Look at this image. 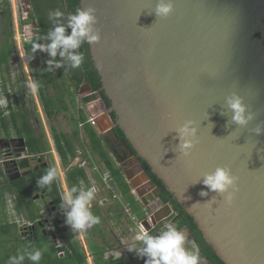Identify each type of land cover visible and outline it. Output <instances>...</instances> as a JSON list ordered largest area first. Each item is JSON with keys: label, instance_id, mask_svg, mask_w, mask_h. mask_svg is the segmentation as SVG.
I'll list each match as a JSON object with an SVG mask.
<instances>
[{"label": "water", "instance_id": "obj_1", "mask_svg": "<svg viewBox=\"0 0 264 264\" xmlns=\"http://www.w3.org/2000/svg\"><path fill=\"white\" fill-rule=\"evenodd\" d=\"M156 3L83 0V6L97 9L101 39L88 46L118 117L114 122L107 110L95 114L99 134L109 146L110 140L119 141L114 127H120L136 154L121 143L139 163L141 158L148 163L225 264H264V132L252 131L264 121V0H173L174 10L164 19L156 16ZM233 93L255 113L246 127L231 122L226 97ZM189 119L198 127V143L185 157L173 130ZM3 142L15 147L11 161L17 173L9 170L10 180L20 178L32 159L42 161L29 154L24 137L0 139V148ZM217 166L238 177L231 205L214 191L199 195L207 188L196 181ZM144 175L145 189L153 193L137 190L157 226L177 212L163 200L164 189ZM213 197L212 205L206 204ZM153 199L160 208L149 205ZM181 230L192 235L202 255L199 239L187 226Z\"/></svg>", "mask_w": 264, "mask_h": 264}, {"label": "trees", "instance_id": "obj_2", "mask_svg": "<svg viewBox=\"0 0 264 264\" xmlns=\"http://www.w3.org/2000/svg\"><path fill=\"white\" fill-rule=\"evenodd\" d=\"M31 4V19L33 23L40 26L41 31L39 35L45 34L49 27L50 21L48 20V14L56 9H60L65 14L73 12L77 6H79L80 0H25ZM0 13L3 15L8 22H12V7L9 0H2L0 3ZM66 23V21H63ZM70 28L66 29V33H70ZM7 40L12 35L8 29ZM38 35V36H39ZM34 41V40H33ZM32 42L26 45V54L28 57V64L33 75L34 81L39 85L38 95L43 105L46 117L55 122L61 112L74 110L75 118V129L71 132L59 131L56 127L52 126L51 132L55 143L56 151L60 156L63 167L66 170V182L69 188L73 185L79 186L81 182L84 186H91V180L89 178L86 168L79 165H73L72 162L78 155V150L83 148V159L88 158L90 160H96L102 162L111 171L116 184L124 194L125 198L131 199L129 195L130 186L124 179L122 171L115 164L112 156L108 152L106 145L100 134L89 124L85 125L84 132L86 137L82 138L81 130L79 128V120L86 121L87 115L84 113V109H79L78 104L76 105L78 94L82 88V85L87 83L92 88V91L99 90L102 83L100 76L94 67L91 59L89 46L87 43L82 44L79 49L85 56L84 63L79 69H68L60 68L59 75L55 71H47V65L45 61L48 60L45 52L37 51L34 54L31 51ZM41 40L40 43H43ZM47 43V41H46ZM13 43L6 42V48L0 50V69L3 65L8 66L11 60V56L15 53ZM20 58H18L19 61ZM60 59L59 55L56 57ZM18 77L21 87V79H24V72L22 69L18 71ZM18 84V82H17ZM15 85V84H14ZM13 85V86H14ZM4 91L8 93L6 83L3 82ZM101 94L104 91H100ZM96 94L89 95L83 98L84 103L94 100ZM36 117L35 110L28 109L25 104L18 102L17 105L13 106V103L8 104L7 108L0 107V132L6 136V139L12 137V130L17 136L24 137L28 152L31 155L41 156L44 164L38 166L35 170L23 174L20 178L11 181L4 171L3 163L0 162V205L5 200V195L15 197V208L19 215L23 216L27 221L31 223H37L42 218L41 209L38 206L37 201L34 199L36 194H46L49 196L57 205L61 216L64 219V209L59 207L61 189L58 182V178L53 182L49 188H38L37 179L43 175L49 167H52L45 161V155L51 150V144H49L44 132L34 126L31 119L32 116ZM120 129V128H119ZM41 131V132H40ZM119 134L124 137L123 131L120 129ZM1 138V137H0ZM86 138H88V143ZM1 149V148H0ZM90 152V155H89ZM91 156V157H90ZM144 168L154 181L157 186H161L164 189L162 198L165 202H171L177 212V215L172 217L171 222L175 223L178 228L188 226L193 234L199 239L203 254L208 257L215 264H225L215 253L212 246L208 244L202 236L197 224L193 218L184 210L181 204L176 200L173 194L166 189L163 182L154 174L148 163L142 159ZM92 164V163H91ZM99 179L98 173H96ZM6 192V193H5ZM11 198V197H10ZM6 201V200H5ZM5 208V205H4ZM4 210V209H3ZM94 215L100 217V223L102 220L101 210L96 206L91 209ZM93 226V229L97 230L102 237L101 224ZM18 223L7 222L6 224H0V242L2 238L12 234V229H15L17 233ZM63 233L60 238L64 244V254H60L57 250L54 239L38 231L37 239H24L21 241L23 250H32L33 248L40 247L43 253L42 259L39 264H88V256L81 242L77 239L74 233L70 230ZM163 224L156 226L153 231L156 233ZM88 238V249L93 257L95 264H127L124 257L110 258L106 256L108 248L106 247L107 241L103 236L102 244L95 240H92L91 234L86 233ZM24 264H32L31 261L27 260Z\"/></svg>", "mask_w": 264, "mask_h": 264}, {"label": "clouds", "instance_id": "obj_3", "mask_svg": "<svg viewBox=\"0 0 264 264\" xmlns=\"http://www.w3.org/2000/svg\"><path fill=\"white\" fill-rule=\"evenodd\" d=\"M173 10V0H157L154 12L157 17L164 19ZM96 12L97 9L92 5L83 6V0L73 12L65 14L60 9L50 12L48 31L35 37L32 43L33 58L37 51L47 52L51 57L45 61L49 72L59 68L79 69L85 60L84 54L79 50L82 44L91 45L98 43L101 39ZM67 28H70V33H66ZM41 40L47 43H40ZM58 55L59 60L56 59ZM27 87L35 93L39 85L36 82H29ZM226 103L228 109L231 110L232 123L246 127L255 118V113L249 110L248 105L238 94L233 93L226 97ZM7 107L8 103L3 106V108ZM173 131L179 140L176 144L179 153L185 157L189 156L198 143L196 122L192 119L186 120ZM252 131L257 135L264 132V121L257 123ZM57 175L58 169L49 167L37 179V187L50 189ZM237 180L238 177L229 167L217 166L213 171L203 173L196 182L202 183L207 188V190H200V196L206 197L209 191H214L223 196L226 204L231 205L238 191ZM96 193L95 185L84 186L81 182L79 186H71L60 196L59 207L64 209V223L72 232L84 231L100 223V217L94 215L91 210V202L95 199ZM213 202L214 197L206 204L211 206ZM127 249L135 252L139 257H146L145 264H204L199 250L195 247H187V236L173 222H167L155 234H150L144 228H138L133 244ZM42 256L43 253L38 248L25 249L23 252L10 256L7 264H23L25 259L31 261L32 264H39Z\"/></svg>", "mask_w": 264, "mask_h": 264}, {"label": "rangeland", "instance_id": "obj_4", "mask_svg": "<svg viewBox=\"0 0 264 264\" xmlns=\"http://www.w3.org/2000/svg\"><path fill=\"white\" fill-rule=\"evenodd\" d=\"M9 1L11 2L13 20L12 22H8L7 19L0 13V50H3L4 48H6V42L8 41L13 43L14 46H16V48H15V53L13 56H11V60L8 64L9 69H8V66H5V65H3L2 68L0 69V107L5 106L6 103L8 104L13 103V106L14 105L16 106L17 100H18V102L25 104V106L28 109L32 111L35 110L36 117H34L33 115L31 121L36 128H38L39 130L42 129V131L46 135V138L49 144H51L50 145L51 150L46 153L45 161L48 164H50L52 167H56L58 169V175H57L58 179L57 180L60 185L59 187L61 189V194H63L65 190L69 189V186L66 182V170L62 165L58 152L56 151L51 128L52 126H54L59 131H65V132L71 133L75 129V123H74L75 113L73 109H71L70 111L61 112L55 122L50 121L46 117V114L43 109V105L38 95V92L33 93L27 87L29 82H35V81L31 73L29 64H28L27 54L21 53L17 46V39H16L17 38V21H18L19 16H18L17 9L14 6L15 1L13 0H9ZM25 2H28V1H25ZM6 29H8V31H10L12 35V37L9 40H7L6 38L7 37ZM45 54L48 59H51V57H49L47 52H45ZM18 58H20L19 61H18ZM20 69L23 70L24 76H25L24 79H21V87L18 86L20 85V82H19L20 79L18 77V71H20ZM54 71L57 75H59L60 68ZM3 82L6 83V88L8 89L7 91L8 93L4 91L5 87L2 86ZM90 94L91 93L88 90L84 89L83 94L79 93L78 95L79 102L81 103V100H82L80 95H84L86 97ZM76 105H77V102H76ZM0 137H1L0 139H6V136L3 133V131L0 132ZM12 137H17V135L15 134L13 130H12ZM82 149L83 148H80L78 152L83 151ZM2 151L3 150L0 149V162L1 163H3L4 161V155ZM75 162L76 160L74 159V161L72 162L74 166L77 165ZM100 165L103 166L102 169L105 168L104 163L100 162ZM84 166L86 167V169H88L90 165L89 163H87ZM104 192L105 191L101 190L96 194L95 199L91 202V209H93L95 206L100 209V206H98L99 200L105 201L108 199L107 195L109 196V194H105ZM14 198L15 197L8 196L6 194L5 195L6 201L3 200V202H1V205H0V224H6L7 222H17L18 223L17 233H15V229L13 228L12 234H9L3 237L2 241L0 242V264H7L8 258L10 256L16 255L18 252L24 251L23 245L21 243V241L24 239V236L20 234L19 228L22 227L23 224L25 223L28 225L31 224V222L27 221L25 218H23V216L19 215V213L17 212L15 208ZM111 200L113 199L111 198ZM128 201L133 202V204H135L136 208L134 212L138 216H142L143 213H141L140 211L141 209L142 211L144 210L143 203L136 201L134 198L128 199ZM37 203L41 209V212H43V215L45 217H48V214L45 210L44 200L39 199ZM4 205H5V208H4ZM125 218L127 217L125 216ZM131 223H128V225H125L124 221L122 220V223L117 224L116 219H111L108 216V214L106 216L102 214V220L100 223L102 227L101 228L102 237L100 236L99 232L96 229L95 230L93 229V226L87 228L84 231L73 232L74 235L77 237V239L81 242L82 246L84 247L86 251V254L88 256L87 258L88 264H95L93 257L88 249V238L86 236V233H89V232L91 234L90 238L92 240L97 241L100 244H102L103 236L106 238V241H107L106 247L108 248L106 256L113 258V259L125 256V261L128 264H139V262H136V263L132 262V260H130V258L127 257L125 253L127 252L128 254L132 255V252L129 251L127 247L133 244L134 236L133 234L125 230V228L129 230L131 226H133V224ZM123 234L124 236H122ZM55 244H56V247L64 246L62 239L59 237L55 238ZM37 248L40 249V247L38 246ZM60 254H64V252L61 251ZM145 259H146L145 257L142 258V262L140 264H145ZM25 261L23 262V264L25 263Z\"/></svg>", "mask_w": 264, "mask_h": 264}, {"label": "flooded vegetation", "instance_id": "obj_5", "mask_svg": "<svg viewBox=\"0 0 264 264\" xmlns=\"http://www.w3.org/2000/svg\"><path fill=\"white\" fill-rule=\"evenodd\" d=\"M101 90L102 89L100 87L99 90L91 92V95L96 94L95 99L92 101L97 102V111H103L104 112L107 110V112L111 114L112 118H114V122L115 121L117 122L118 117L116 116L115 112L111 110L112 103L105 96L104 93L103 94L100 93ZM119 128L120 127L117 125H115V127H114V130H115L117 136L119 137V141L110 140L109 146L104 143L106 145L108 152L112 156L117 167H119L121 169V171H123V173L126 175L127 178L130 176V173L133 172L134 169H136V168H137V170H140L141 172L145 173L146 169L144 168L142 160H141V163H139L136 158L132 157L129 149H126V147L121 143L123 140H125L128 143V145L130 146V148L135 152L134 148L132 147V145L129 142V140L127 139V137L125 135H124V137L120 136V134H119L120 129ZM8 139H10V138H8ZM3 144H5V142H3ZM1 149L3 150L2 152L4 155L3 167H4V171L6 172L7 177L9 178V174H8L9 170L11 171L10 174H13L15 176L17 173V171L15 170L16 167H15V164H13L11 161V160L15 159V156H14L15 147L14 146H7L5 144V146ZM135 154H136V152H135ZM42 164H44L43 161L38 162V160L32 159L30 161V166L27 169L22 170L21 173H22V175L26 174V173L30 172L31 170H35L38 166H40ZM134 167H136V168H134ZM151 180H152V178H151ZM11 181H13V180H11ZM129 181H130V179H129ZM39 199L44 200L45 210L48 214V217H45L43 215V212H41L42 218L40 220H38L36 224L31 223L30 227H28L27 229L21 230L19 228L20 234L23 235L27 239H37L39 236V234H38V231H39V232L43 233L45 236L50 235L54 239V242H55L56 237L60 238V236L63 233L68 232V227L64 223V219L61 216V213H60L57 205H55L54 201L49 196H47L46 194H40L39 198H37L36 201H38Z\"/></svg>", "mask_w": 264, "mask_h": 264}, {"label": "built area", "instance_id": "obj_6", "mask_svg": "<svg viewBox=\"0 0 264 264\" xmlns=\"http://www.w3.org/2000/svg\"><path fill=\"white\" fill-rule=\"evenodd\" d=\"M13 1H15L14 6L17 9L19 16L17 21V38H16L17 46L21 53L26 54V45L32 42L34 38L40 34L41 28L39 25L33 23L31 19L32 7L29 2H25L24 0H13ZM1 2L2 0H0V3ZM77 102H78V108L84 110H87V108L93 103L92 101L87 103L81 101L82 103H80L79 100H77ZM95 120H96L95 114H90L86 121L79 120L78 125L80 130H83L86 124L91 125L93 128L97 130ZM83 154H84L83 151L78 152V155L75 158L76 160L75 163L84 168H86L84 165L89 163V165L92 166V169H94L98 173L101 184L95 185V187L97 188V193L103 190L109 194L110 199L112 198L113 200L120 203L125 216L133 224V226H131V228L129 229V232L133 234V236H135L138 228H144L150 234H155L153 229L156 226H154L152 222L153 212H151L147 207H144L143 215L138 216L134 212L133 202H130L125 198L124 194L116 184L111 171L106 166L104 169H102L103 167H101V165L98 164L97 161L90 160L88 158L83 159L82 158ZM129 195L131 198H134L136 201L141 200L137 188L133 186L130 187ZM146 222H148V224L151 226L150 228L146 226L145 224Z\"/></svg>", "mask_w": 264, "mask_h": 264}, {"label": "crops", "instance_id": "obj_7", "mask_svg": "<svg viewBox=\"0 0 264 264\" xmlns=\"http://www.w3.org/2000/svg\"><path fill=\"white\" fill-rule=\"evenodd\" d=\"M43 43H46V41L44 40V41H42ZM84 89L85 90H88L90 93L92 92V91H90V89H89V86H88V84L86 83H84L83 85H82V88H81V90H80V94H83V92H84ZM79 95V94H78ZM91 95V94H90ZM89 96V95H88ZM80 97H81V101H83V98L85 97L84 95H80ZM79 97V98H80ZM87 97V96H86ZM77 100H78V98H77ZM84 102V101H83ZM93 102V101H92ZM82 103V102H81ZM77 104H78V102H77ZM103 111H97V102H93L88 108H87V110H84V113L87 115V117L90 115V114H98V113H102ZM102 123L104 124V125H108L109 124V121H108V119H106V118H103V120H102ZM85 128V127H84ZM95 129V128H94ZM96 130V129H95ZM97 132H98V134H99V130H98V128H97V130H96ZM81 136H82V138H85L86 137V133L84 132V129L83 130H81ZM86 140L88 141V138H86ZM90 153V152H89ZM96 161V160H95ZM97 163L98 164H100V162H98L97 161ZM102 163V162H101ZM105 165V164H104ZM106 166V165H105ZM92 166H89V168L88 169H86L87 170V172H88V175H89V178H90V180H91V186L92 185H100L101 184V182H100V179H98L97 178V176H96V171L94 170V169H92L91 168ZM101 167H103V166H101ZM135 168V167H134ZM122 174H123V176H124V179L126 180V182L129 184V186L131 187V186H133V185H135V187L138 189V190H140V192H144V195L146 196V195H152V193H153V188H150L149 190H147V189H144V188H146L145 186H147L148 184H149V182H148V180H147V178H146V176L144 175V173L143 172H141L140 170H136V169H134V171L133 172H131L130 173V176H129V179H130V181H129V179L126 177V175L123 173V171H122ZM134 187V186H133ZM105 194H108L107 192H104ZM103 194V193H102ZM107 197H108V199L107 200H103V201H101V200H99V204H98V206H100V209L102 210L101 211V216H102V214L104 215V216H106L107 214H108V216L111 218V219H116V221H117V224L118 223H122V220L124 221V224L125 225H128V223H131L130 222V220L128 219L127 220V218H125V214H124V212H123V209H122V207H121V205H120V203L119 202H117V201H115V200H111L110 199V197L107 195ZM141 198V197H140ZM148 200H150V199H148ZM140 203L142 202V199L139 201ZM143 203V202H142ZM149 205L151 206V207H153V208H155V207H157V208H160V204H158V200L156 199H153V200H151L150 202H149ZM144 207H147L151 212H153L152 210H151V208L148 206V205H145L144 203H143V208ZM135 208H136V206H135V204H134V210H135ZM116 209H117V211H116ZM141 213H143V211H142V209H141V211H140ZM165 212V211H164ZM174 215H172L170 218H168L167 220H165L164 222H162V223H160L159 225H161V224H166L167 222H171V220H172V217H173ZM132 224V223H131ZM158 226V225H157ZM188 227V226H187ZM130 228V227H129ZM183 228V227H182ZM189 228V227H188ZM181 229V228H180ZM125 230L127 231V232H129V230H127V228H125ZM125 231V232H126ZM184 233H185V235L187 236V247H189V248H192V247H195L196 249H197V247H196V245H195V243H194V241H193V239H192V235H190V233L188 232V231H184ZM193 233V232H192ZM122 236H124V234L122 235ZM121 239H122V237H121ZM201 245V244H200ZM132 252V255L131 254H128L127 252H125L126 253V255H127V257H129L130 258V260H132V262H134V263H136V262H139V264L142 262V258H144V257H139V256H137L133 251H131ZM202 256H204V257H206L204 254H202L201 255V257ZM122 257H124L125 258V256H122ZM120 258V257H119ZM146 258V257H145ZM206 258H208V257H206ZM203 259V258H202ZM209 259V258H208ZM204 261V260H203ZM126 262V261H125ZM127 263V262H126ZM128 264V263H127ZM204 264H208L206 261H204Z\"/></svg>", "mask_w": 264, "mask_h": 264}]
</instances>
